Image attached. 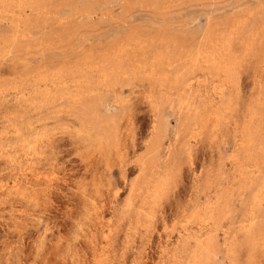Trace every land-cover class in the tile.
Segmentation results:
<instances>
[{
	"label": "rangeland",
	"instance_id": "rangeland-1",
	"mask_svg": "<svg viewBox=\"0 0 264 264\" xmlns=\"http://www.w3.org/2000/svg\"><path fill=\"white\" fill-rule=\"evenodd\" d=\"M44 1L0 6V264H184L205 180L217 264H264V0ZM163 122L169 175L146 207L129 184Z\"/></svg>",
	"mask_w": 264,
	"mask_h": 264
},
{
	"label": "bare ground",
	"instance_id": "bare-ground-1",
	"mask_svg": "<svg viewBox=\"0 0 264 264\" xmlns=\"http://www.w3.org/2000/svg\"><path fill=\"white\" fill-rule=\"evenodd\" d=\"M14 0H0V6L3 5V4H6L8 2H13ZM19 1V4H22V3H25L26 6L30 7L31 10H33L35 12V16H39V9L36 7V5L40 2H43L44 0H18ZM56 1V0H55ZM68 1V0H67ZM66 1V3H67ZM75 1V0H74ZM78 1V0H77ZM80 1V0H79ZM87 1V0H86ZM91 1V0H90ZM103 1V0H102ZM119 1V0H118ZM121 1V0H120ZM142 1V0H141ZM153 1V0H152ZM45 2V1H44ZM53 2V1H51ZM50 2V4H51ZM71 2V0L68 1V3ZM85 2V1H83ZM99 2V1H98ZM126 2V1H125ZM149 2V1H148ZM46 3V2H45ZM49 3V2H48ZM65 3V4H66ZM77 3V2H76ZM97 3V2H96ZM104 3V2H103ZM107 3V2H105ZM129 3V2H128ZM137 3V2H136ZM144 3V2H143ZM154 3V2H153ZM162 3V2H161ZM54 4H57V1L56 3ZM60 4V3H59ZM62 4V3H61ZM94 4V3H93ZM92 4V5H93ZM99 4V3H98ZM97 4V5H98ZM157 4V3H156ZM82 5V4H81ZM87 5V4H85ZM89 5V4H88ZM102 5V4H101ZM100 5V6H101ZM124 5V3H123ZM126 5V4H125ZM129 5V4H128ZM38 6V5H37ZM99 6V5H98ZM122 6V5H121ZM151 6V5H150ZM159 6V5H158ZM157 6V7H158ZM39 7V6H38ZM128 7V6H127ZM132 7V6H131ZM66 8V7H65ZM87 8V7H86ZM92 8V6H91ZM95 8V7H94ZM124 8V7H123ZM129 8V7H128ZM154 8V7H153ZM59 9V8H57ZM89 9V8H87ZM127 9V8H126ZM90 10V9H89ZM88 10V11H89ZM59 11V10H58ZM57 11V12H58ZM91 11V10H90ZM95 11V10H93ZM127 11V10H126ZM65 12L66 9H65ZM100 12V11H99ZM103 14V13H102ZM106 14V13H104ZM81 18V16H79ZM86 17V16H85ZM18 18L21 20V22H27V21H30L31 18L29 16H18ZM80 18H77L78 20ZM87 18V17H86ZM19 20V21H20ZM38 21V20H37ZM62 21V20H61ZM22 22V23H23ZM32 22V21H31ZM35 22V20H34ZM29 23V22H27ZM26 23V24H27ZM39 23V22H38ZM65 23V21H64ZM35 24V23H34ZM37 24V23H36ZM40 24V23H39ZM38 24V25H39ZM43 24V23H42ZM60 24V23H59ZM58 24V25H59ZM66 24V23H65ZM64 24V25H65ZM70 22L68 23V26H69ZM73 25V24H72ZM72 25L70 27H72ZM75 25V24H74ZM32 26L34 27V25L32 24ZM66 26V25H65ZM68 26H66V28L68 29ZM27 27H30V26H27ZM39 27V26H38ZM69 27V29H70ZM26 28V27H25ZM60 28V26H59ZM35 29V28H34ZM33 29V30H34ZM40 29V28H39ZM38 29V30H39ZM234 29V28H233ZM64 30V29H63ZM235 30V29H234ZM26 31V30H25ZM68 31V30H67ZM27 32V31H26ZM65 32V30H64ZM236 32V31H235ZM34 33V32H33ZM36 33V32H35ZM61 33V32H60ZM236 34V33H235ZM236 35H239L238 33ZM29 35H27L28 37ZM231 36H232V33H231ZM231 38V37H230ZM229 39V37H228ZM14 40V39H13ZM229 41V40H228ZM231 41V40H230ZM231 47V46H230ZM229 47V48H230ZM136 48V47H135ZM131 50H133L132 48H130ZM172 50V49H171ZM137 51V50H136ZM118 52V51H117ZM210 53V52H209ZM115 54V53H114ZM235 57V55H234ZM231 59V58H230ZM237 58H235L234 61H236ZM97 60V59H96ZM232 60V59H231ZM238 60V59H237ZM94 62V61H92ZM106 62V61H105ZM227 62V61H226ZM100 64V62H99ZM107 65V63H105ZM167 64V63H166ZM231 64H232V61H231ZM236 64V63H235ZM239 64V63H238ZM105 66V65H104ZM232 66V65H230ZM238 66V65H237ZM26 67V66H25ZM68 67V66H67ZM66 67V68H67ZM233 67V66H232ZM27 69V67H26ZM24 69V70H26ZM69 69V68H68ZM231 69V67H230ZM227 71V70H226ZM230 71V70H229ZM235 71V70H233ZM236 72V71H235ZM225 73V72H224ZM228 73V72H227ZM74 74V73H73ZM165 74V73H164ZM229 74V73H228ZM230 75V74H229ZM226 80H227V77H225ZM44 79V78H43ZM132 81V80H131ZM118 82V81H117ZM224 82V81H223ZM114 83V82H113ZM191 82L189 81L187 84H190ZM234 84V83H233ZM186 85V84H185ZM165 86V85H164ZM162 87V86H161ZM64 88V87H63ZM78 88V87H77ZM85 89V88H83ZM44 90V89H43ZM62 90V89H60ZM88 90V89H87ZM75 91V90H74ZM76 91H78L76 89ZM75 91V92H76ZM81 91V90H80ZM22 92V91H21ZM70 92V91H69ZM79 92V91H78ZM73 94V93H72ZM42 95V94H40ZM51 95V93H50ZM78 95V94H77ZM91 95V94H90ZM78 97V96H77ZM84 97H87L86 95ZM87 98H90V97H87ZM73 99V98H72ZM81 99V98H80ZM92 99V98H91ZM90 99V100H91ZM93 100L94 98L92 99V103H93ZM80 101V100H79ZM71 102H75V101H71ZM85 102V101H84ZM108 102V101H107ZM125 102V101H124ZM97 103V102H96ZM104 103V101H103ZM122 103V102H121ZM88 104V103H87ZM100 104V103H99ZM114 104V103H112ZM126 103H124L125 105ZM101 105V104H100ZM105 105V103H104ZM116 105V104H115ZM99 107V106H98ZM102 107V105H101ZM113 107V106H112ZM122 107V106H121ZM128 108V107H127ZM115 109H116V106H115ZM129 109V108H128ZM99 110V109H98ZM104 110V109H103ZM108 110V109H107ZM119 110V109H118ZM126 110V109H125ZM123 109V111H125ZM122 111V112H123ZM128 111V110H127ZM114 112V111H113ZM106 115V113H105ZM104 117V115H102ZM129 116V115H128ZM117 117V115H116ZM119 117V115H118ZM117 117V118H118ZM87 118V116L85 117V119ZM121 118V117H120ZM136 119V118H135ZM194 119V118H193ZM189 120V122L187 123V125L185 126V130L187 131L188 128H190V124L192 122V120ZM88 120V119H86ZM90 120V119H89ZM93 120V119H92ZM100 120V119H99ZM86 122V121H85ZM92 122V121H91ZM90 122V123H91ZM94 122V121H93ZM120 122V121H119ZM127 122V121H126ZM130 122V121H129ZM119 124V123H118ZM86 125V124H85ZM95 125V123H94ZM93 125V126H94ZM131 125V124H129ZM91 126V125H90ZM88 127V126H87ZM101 127V126H100ZM107 127V126H106ZM126 127V126H125ZM90 128V127H89ZM99 128V127H98ZM104 128V127H103ZM101 128V129H103ZM115 124H113V122H111L110 126H109V129H108V132L111 133L109 134L111 136V142L114 137V135H116V133L118 132L117 129H115ZM85 129V128H84ZM77 130H79V128H77ZM96 130V129H95ZM119 130V129H118ZM83 131V130H82ZM78 132V131H76ZM99 132V131H98ZM105 132V131H104ZM120 132V131H119ZM118 132V133H119ZM100 133V132H99ZM106 135H107V131L105 132ZM101 134V133H100ZM85 135V134H84ZM109 136V137H110ZM84 137V136H83ZM95 137V136H94ZM109 137H108V140H109ZM113 137V138H112ZM86 138V137H85ZM88 138V137H87ZM92 138V137H91ZM117 138V137H116ZM133 138V137H132ZM166 138V124L165 122L163 123H155L152 128H151V131L149 133V139L145 142V150L142 154H140L136 159H135V166L138 168V176L137 178H135L134 181L128 182V184L130 185V189L133 190L134 189V186H135V189L138 191L139 190H143V192H145V195L147 197H149V202L148 204H146L147 202H144L142 201V203L138 204L137 208L136 209H133V206H135L136 204L135 203H129L128 202V206L129 208H132L135 212V215H136V223L139 224L138 222L140 220H144V221H147L151 218V213L150 211H146L145 210V204H146V207H149L153 202L156 201V198H158V196L161 194V192L165 189L166 185H167V180H168V175H166L165 171L164 172H161V168L162 166L164 165L165 161L164 160H160V150L163 147V142ZM94 139V138H93ZM97 139V138H96ZM103 139V138H102ZM107 140V138H106ZM118 140V139H117ZM178 138L177 137H174L173 140L169 139L168 141V144L165 146V149L166 150H169L170 151V148L175 145V143L177 142ZM88 141V140H87ZM103 141V140H102ZM52 142V141H51ZM109 143V141H107ZM243 142V141H242ZM106 143V142H105ZM28 144V143H27ZM27 144H24V146H29ZM53 144V143H52ZM51 144V145H52ZM111 144V143H110ZM108 145V144H107ZM114 145V144H112ZM23 146V145H22ZM109 146V145H108ZM244 146V145H243ZM241 148V147H240ZM242 150V149H241ZM246 152V151H245ZM250 153V152H249ZM242 154V153H241ZM235 155V154H234ZM249 155V154H248ZM232 156V155H231ZM236 156V155H235ZM234 157V156H233ZM239 157V156H238ZM237 159V158H236ZM234 159V160H236ZM262 160V159H261ZM239 161V160H238ZM243 161V160H242ZM241 162V160H240ZM247 163V162H246ZM261 163V161H260ZM264 163V162H263ZM254 164V163H253ZM262 164V163H261ZM243 165V164H242ZM249 165V164H248ZM246 165V166H248ZM264 165V164H263ZM262 165V166H263ZM165 166V165H164ZM252 166V165H251ZM254 167V166H252ZM239 168V167H238ZM243 168V167H241ZM240 168V169H241ZM260 168V167H259ZM173 169V168H172ZM239 169V172L241 171ZM235 170V169H234ZM257 171V170H255ZM263 171V170H262ZM171 172V171H170ZM235 174V173H234ZM171 175V174H170ZM243 179V178H242ZM242 183V182H241ZM240 185V184H239ZM244 185V183H243ZM128 187V186H127ZM226 187V186H225ZM240 187V186H239ZM264 187V186H263ZM129 188V187H128ZM128 188H127V191H128ZM202 189V190H201ZM200 189V191H202V194L204 195L205 197V200H204V205L201 207V208H198V209H193L191 211V213L188 214V219H189V222L190 223H193L194 225H196L197 227V230H195L193 233L191 234H188L185 238H182V244L179 248H181V253L182 251L184 252L185 250H189L188 251V255H187V261L184 263V264H217L218 262H216V259H217V254L219 253L218 251V248H217V245L215 244L216 243V235H215V229L219 223V217H221V210L223 209L224 205H223V199L221 200V196L217 197V195H215L217 198L213 201H210L209 200V197H208V186H207V182L206 180L203 182V185H202V188ZM226 189V188H225ZM224 189V190H225ZM228 189V187H227ZM236 190V188H234ZM264 189V188H263ZM130 190V191H131ZM137 191V192H138ZM226 191H229V190H226ZM133 192V191H131ZM222 192H225V191H222ZM230 192V191H229ZM228 192V193H229ZM256 192V191H255ZM141 193V192H139ZM232 193V190L231 192ZM229 193V194H230ZM262 193V192H261ZM264 193V192H263ZM142 194V193H141ZM226 194V193H225ZM224 194V195H225ZM256 194V193H255ZM128 195V194H127ZM135 195V194H134ZM133 195V197H134ZM137 197H138V193L136 194ZM228 196V195H227ZM226 196V197H227ZM230 196V195H229ZM235 196V195H234ZM260 196V195H259ZM232 197V196H231ZM131 198V197H130ZM135 198V197H134ZM145 198V197H144ZM255 198V197H254ZM131 200V199H130ZM137 200V199H136ZM212 200V199H211ZM231 200V199H230ZM263 200V199H262ZM133 201V199H132ZM257 202V201H256ZM255 202V204H256ZM258 204V203H257ZM199 206V205H198ZM229 206V205H228ZM197 207V206H196ZM255 207V206H254ZM257 207V206H256ZM255 207V208H256ZM127 209V208H125ZM125 209H124V212H125ZM128 210V209H127ZM252 213H255L256 212H252ZM251 213V214H252ZM225 214V213H224ZM254 214V216H255ZM153 215V214H152ZM258 215V214H256ZM258 217V216H257ZM131 218V217H130ZM135 219V218H134ZM153 219V217H152ZM255 219H256V216H255ZM221 220V219H220ZM186 221V220H185ZM248 221V220H247ZM252 220L249 219V223L247 224V227H244V232L246 233V235H251L252 234V223L253 222H250ZM259 221V219L255 220V222ZM128 222V221H127ZM131 221H129L130 223ZM143 222V221H142ZM153 222V221H152ZM151 222V223H152ZM259 223V222H258ZM120 224V223H119ZM133 226L134 223H132ZM254 225V224H253ZM142 226V224L140 225ZM149 226V225H148ZM256 226V225H255ZM131 227V226H130ZM240 227V226H239ZM257 227V226H256ZM132 228V227H131ZM136 228V227H135ZM260 228V227H259ZM258 228V229H259ZM263 229V227H261ZM260 230V229H259ZM251 233V234H250ZM259 233V232H258ZM247 235V236H248ZM257 235V234H256ZM263 235V233H262ZM261 235V236H262ZM245 236V235H244ZM259 235H257L258 237ZM264 236V235H263ZM260 237V236H259ZM246 238V237H245ZM248 238V237H247ZM251 238V237H250ZM264 238V237H262ZM244 239V238H243ZM238 240V239H237ZM242 240V239H239V241ZM254 240V239H253ZM243 241V240H242ZM256 241V240H255ZM233 242V241H232ZM252 242V241H251ZM238 243V242H237ZM216 245V246H215ZM256 245V244H255ZM247 246L249 247V255L250 257H253L255 255V246L254 244L248 242ZM178 249V248H177ZM235 251H236V248L234 247L233 244H228L227 247H226V255H230V257H232L234 254H235ZM187 253V251H186ZM185 253V254H186ZM176 254V253H175ZM173 254V255H175ZM225 255V256H226ZM176 256V255H175ZM182 256V255H180ZM172 261H174L172 259ZM174 263V262H173Z\"/></svg>",
	"mask_w": 264,
	"mask_h": 264
}]
</instances>
